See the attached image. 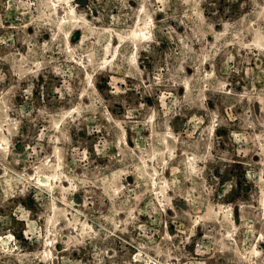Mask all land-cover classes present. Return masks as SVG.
I'll return each mask as SVG.
<instances>
[{
	"label": "rangeland",
	"instance_id": "obj_1",
	"mask_svg": "<svg viewBox=\"0 0 264 264\" xmlns=\"http://www.w3.org/2000/svg\"><path fill=\"white\" fill-rule=\"evenodd\" d=\"M0 264H264V0H0Z\"/></svg>",
	"mask_w": 264,
	"mask_h": 264
},
{
	"label": "bare ground",
	"instance_id": "obj_2",
	"mask_svg": "<svg viewBox=\"0 0 264 264\" xmlns=\"http://www.w3.org/2000/svg\"><path fill=\"white\" fill-rule=\"evenodd\" d=\"M134 35V34H133ZM38 183L41 187H45V185H47V181L45 180H38ZM11 237L8 238V240L10 239ZM7 245V244H6ZM8 247V246H7Z\"/></svg>",
	"mask_w": 264,
	"mask_h": 264
}]
</instances>
